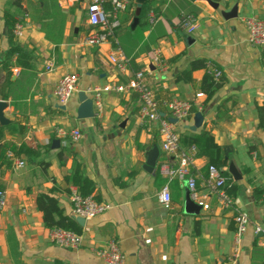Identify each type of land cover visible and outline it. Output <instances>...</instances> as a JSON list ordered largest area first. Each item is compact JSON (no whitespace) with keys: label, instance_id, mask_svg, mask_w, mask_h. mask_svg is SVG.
<instances>
[{"label":"crops","instance_id":"0c3cea01","mask_svg":"<svg viewBox=\"0 0 264 264\" xmlns=\"http://www.w3.org/2000/svg\"><path fill=\"white\" fill-rule=\"evenodd\" d=\"M12 1L0 0V97L5 103L0 144H13L19 152L15 157L25 165L16 168L12 159L0 160V189L6 194L0 210V264H105L95 251L110 239L117 241L125 264H264V249L254 234L264 218V128L257 111L264 102V49L247 42L243 23L246 16L264 14V0H145L138 13L136 0H131L119 15L114 36L99 47L84 44L90 27L85 0ZM235 5L236 16L222 15ZM7 9L24 24L22 37L13 42L27 57L17 64L12 55L5 70L3 61L11 47ZM151 9L154 23L148 20ZM182 14L197 18L199 27L193 34L178 28ZM116 43L131 59L128 71L118 72L108 61ZM155 47L161 48L166 69L152 64ZM196 59L221 71L223 84L210 98L203 87L210 74L207 67L190 71L188 80L179 77ZM140 69L147 71V81L160 101L205 94L195 100L186 119L174 123L180 146L196 145L191 171L200 189L212 158L226 161L217 167L232 177L233 208H222L213 199L209 209L185 210L184 183L159 173L163 158L173 164L177 158L163 155L158 123L138 117L137 93L105 91L100 113L77 118L79 92L91 98L88 87L123 83ZM71 72L78 74L77 88L62 104L54 87ZM197 113L202 115L201 124L192 130L189 127L199 121ZM54 126L76 127L81 138L77 142L58 138L52 133ZM203 131L217 146L209 154L203 151ZM154 151L155 165L149 166ZM230 163L238 180L228 170ZM165 184L171 194L169 210L158 201ZM71 187L90 193L109 208L86 219L83 226L76 221L82 243L64 248L50 241L37 198L54 197L63 214L76 220L71 214ZM234 208L248 216L249 224L235 260L229 261Z\"/></svg>","mask_w":264,"mask_h":264},{"label":"built area","instance_id":"2783aa9c","mask_svg":"<svg viewBox=\"0 0 264 264\" xmlns=\"http://www.w3.org/2000/svg\"><path fill=\"white\" fill-rule=\"evenodd\" d=\"M67 2L72 0H66ZM87 4V20L89 30L84 39V44L90 47H99L102 43L114 36L115 29L120 26L119 15L131 4V0H85ZM149 22L154 23L156 17L154 12L148 11ZM243 23L247 30V42L253 46L264 49V14L246 16ZM199 23L194 14H182L178 23V28L185 34L195 32ZM24 24L21 17H15L13 35L16 39L21 38L24 32ZM109 63L118 71H128L131 59L117 45L112 48L108 55ZM151 62L159 70L166 69L167 61L163 56L161 48L155 47L152 50ZM209 73L215 78L221 77V71L214 65H206ZM147 71L137 70L134 75L123 83H111L103 87L92 86L87 88L91 94L94 113H100L103 109L102 93L105 91H116L123 93H137L138 95V117L144 122H157L158 135L160 138V148L166 157L173 155L177 158L176 163H171L168 158H163L159 163V173L164 178L171 180L174 178L183 182L188 190L189 198L202 209H209L211 201L214 199L222 208H233L234 199L228 192V187L232 182V177L225 173L223 169L216 165L209 164L207 167L204 187L200 189L196 183V176L191 171L193 155L196 145L190 144L188 147L180 146V134L173 122L186 119L192 112L195 100L204 97L203 92H198L191 99L172 98L167 101H160L149 82L147 81ZM78 74L75 72L62 75L54 87V94L59 103H66L76 91ZM0 100L1 97H0ZM198 109L202 105H195ZM164 108L162 110L161 108ZM162 112V113H161ZM52 133L63 139L77 142L81 138V131L78 128H65L54 126ZM7 157L12 159L13 166L22 168L25 161L15 157L14 152L7 151ZM69 199L71 203V214L74 217L91 219L102 214L109 208V205L98 201L92 195L83 196L76 187L70 188ZM158 201L169 210L171 208V194L165 184L159 194ZM6 194L0 189V210L5 206ZM234 238L232 246V256L229 261L235 260L239 250L240 239L249 224L248 216L240 209L234 208ZM263 226L257 225L254 234L257 235V243L264 249V218ZM49 239L52 243L64 248H77L82 243V235L73 230L63 227H53L49 229ZM95 254L105 264H125V255L114 239L108 240L104 245L97 248Z\"/></svg>","mask_w":264,"mask_h":264},{"label":"trees","instance_id":"16d2710c","mask_svg":"<svg viewBox=\"0 0 264 264\" xmlns=\"http://www.w3.org/2000/svg\"><path fill=\"white\" fill-rule=\"evenodd\" d=\"M13 4H18V0H13L12 1ZM11 2V3H12ZM15 14L11 13L8 9L5 10L4 12V18H5V24L8 27L9 30V39L11 41V47L9 48V51L7 53V60L3 61V66L5 68V70H8L9 68V63H10V59L12 57V55H16L17 57V64L21 63V58H26V54L24 53V51L22 50L21 47H19V45L15 42H13V26H14V22H15ZM207 63L206 61H204L203 59H196L193 60L189 63L187 69L182 72L180 74V78H185V79H189V73L192 70L198 69V68H204L206 67ZM10 75V72H7V79ZM223 84L222 78L220 77L219 79H215L211 74H207L205 75V78L203 80V87L204 90L207 94V97L210 98ZM258 114H259V119H260V126L264 128V102L262 103V105H260L257 109ZM201 136L204 138L203 142H202V146H203V151L206 152V154H209L211 152H214L215 150H217V146L216 144L213 142V139L211 138L210 135H208L206 132H202ZM196 143L198 144L199 142L196 141ZM11 150L14 151L15 155H19L18 151H16L15 146L11 143H3L0 144V160L2 162H7V151ZM30 150V149H29ZM34 151V150H31ZM35 154V151L32 152L31 155ZM226 161H220L219 158H212V161H210L209 164H213V165H220V164H226ZM208 164V165H209ZM207 165V166H208ZM74 167L77 166V161L75 160ZM84 177V174L82 175ZM85 178V177H84ZM196 183L198 186V180L196 179ZM232 186H230V188H228V192L230 193ZM79 189V187H78ZM80 193L83 196L89 195L90 193H83L80 189H79ZM256 191V195L257 196H261L260 193L261 191H259L258 189H255ZM231 194V193H230ZM37 207L40 211H42L43 213V221L44 224L47 228H53V227H63L66 229H70L73 230L77 233H80L79 230H77V222L76 220L70 216V215H66L63 214V210L61 209V207H59L58 201L52 197L49 196L47 194H40L37 198Z\"/></svg>","mask_w":264,"mask_h":264},{"label":"water","instance_id":"95a60500","mask_svg":"<svg viewBox=\"0 0 264 264\" xmlns=\"http://www.w3.org/2000/svg\"><path fill=\"white\" fill-rule=\"evenodd\" d=\"M137 2V13L140 11V7L142 5L143 2H145V0H136ZM211 2V1H210ZM211 4L214 7H217L218 4L217 3H212ZM222 15L224 17H234L237 15V6L235 5L230 11L226 12V11H222ZM138 21V18H134L132 26ZM78 100H79V106L77 108V118H89V117H93L94 116V109H93V102L91 100L90 97H88L86 95V93L84 91H81L78 93ZM5 106V103L3 101L0 100V120H2V109ZM195 118L198 119L199 121L197 123H195L194 126H191L189 128H191L192 130H195L197 128V126H200L201 124V120H202V115L201 113H197L195 115ZM176 119H173V122H175ZM156 151L152 152L147 160V165L149 166H154L155 165V159H156ZM229 172L232 174L233 178L235 180H238L240 177L237 174V171L233 165V163L229 164L228 167ZM200 209V207L198 205H196L193 201L190 200L189 198V194L187 193L186 196V201H185V210L187 212H193V211H198ZM76 221L83 226L85 224V219L83 217H76Z\"/></svg>","mask_w":264,"mask_h":264},{"label":"rangeland","instance_id":"374dc122","mask_svg":"<svg viewBox=\"0 0 264 264\" xmlns=\"http://www.w3.org/2000/svg\"><path fill=\"white\" fill-rule=\"evenodd\" d=\"M116 30H117V29H116ZM116 30H115V31H116ZM193 33H194V32H192L191 34H193ZM86 35H87V34H86ZM175 125H177V123H176Z\"/></svg>","mask_w":264,"mask_h":264}]
</instances>
